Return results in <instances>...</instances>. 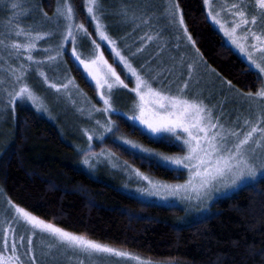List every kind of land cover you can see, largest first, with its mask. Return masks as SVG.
<instances>
[{
	"label": "snow or ice",
	"instance_id": "6c2138e0",
	"mask_svg": "<svg viewBox=\"0 0 264 264\" xmlns=\"http://www.w3.org/2000/svg\"><path fill=\"white\" fill-rule=\"evenodd\" d=\"M25 3L29 5L28 8L23 7ZM204 4L209 6L208 15L221 26L224 35L258 70V78H264V0H233L232 4H227L226 7L229 12L233 13L230 27H227L225 22L220 19L221 8H217L213 12L210 0H204ZM250 6L251 11H249ZM86 7L87 11L92 14L91 19L95 21L96 32L112 46L115 57L123 62L125 74L130 72L129 79L135 81L134 86L130 89L131 93L134 94L130 110L123 113L128 117L130 126L133 130L143 129L147 133L153 134L158 140H167L169 143L178 141L185 151L183 154L166 155L154 149L146 148L144 145L122 135L115 137V139L121 141L122 146H127L126 150L134 152L139 150L138 154L150 164L155 163L161 167L182 165L183 168L187 169L188 177L182 182L174 183L155 180L141 172L135 165H129L127 161H123L122 164L119 163V158L110 149H101L99 152L93 150L92 142L95 137H103L105 133L111 134L115 131L116 122L107 114L123 111L114 107L113 91L117 86L128 88L125 80L121 78L113 64L108 63L104 54L99 51V45L95 41L92 42L95 46V54L91 59H81L76 47L71 49L72 56L79 64L83 65L87 75L95 81L96 92L103 102L102 107L92 105L89 116L93 113H103L106 116L105 120L97 119L94 121V124L100 129L99 131L84 129L87 143L83 146H77L83 152L81 160L84 165L94 168L97 162L106 158L113 167H123L128 175L138 177L141 184L146 182L147 187L138 189L141 193L158 197H177L187 201L210 200L213 192L235 188L244 183L246 178L255 179L258 174L264 177V79L255 92L249 91L247 93L236 88L231 80H221V90L227 85L229 89L235 92L240 103L248 101V108L255 109L256 112L255 119H252L251 113L244 119H241L238 114L231 123H225L227 117L224 116L223 111L217 110V104L207 103L211 94L206 97L203 94V89L193 92L189 88L194 73L197 72L201 63L205 64L209 73H215L216 70L206 64L203 54L195 47L196 42L184 25V18L180 14L178 3L168 5L167 15L169 22L177 25V41L181 39L180 29L182 28L186 41L192 45V52L190 55L180 52L178 58L172 55L171 65L165 66L168 75L176 73V78L183 81L176 85L174 91L172 88L174 81L172 80H169L167 86L164 85L163 80L157 84V80L164 74L165 68H161L151 78L142 75L141 71L133 67L128 57L121 53L116 46L117 40L108 38L104 31L105 25L101 20L102 13L99 11L103 5L99 3V0H86ZM7 8L11 13L8 17L10 27L6 26V35L9 38H0V46L8 50L9 58H15L20 63L19 66L9 64L6 61L0 64V68L5 69L8 77L11 78L9 85L8 80L0 75V103L3 104L5 113L9 108L14 113L15 104L18 102L17 98L21 101L27 98L39 109L43 106L40 98L25 82L27 72L30 70V63H25L21 57H27L29 62L35 64L44 61L58 62L65 50L66 41L75 45L77 33L88 36L90 33H87L84 24L74 21L70 0H61L56 6L53 17H47V13H44V16L52 20L55 25L48 31H33V25L23 24V15L31 11L30 0H13L7 4ZM121 14L129 16L127 5L122 7ZM139 15L143 17L144 22L148 21L149 17L143 12ZM131 18H137L135 11L131 14ZM61 23H63V28L59 33V44H47L45 50L51 55L37 59L32 54L33 49L38 47L37 41L42 37H52L56 34ZM258 24L261 25L259 31L256 30ZM244 28L247 30L241 32V29ZM13 35L15 38H12ZM249 36H251L250 45L248 43ZM154 39L162 40L163 37L159 32L148 35L141 44V49ZM175 48L178 50L179 44ZM139 51L140 49H137V52ZM157 51L159 52L160 48ZM37 71L44 77L45 82L57 91L66 90L71 83V78L65 79L63 84L52 83L42 69L37 68ZM195 82L198 83L199 80L197 79ZM218 103L222 108L223 102ZM237 124L240 126L237 127ZM242 129L246 130L242 131ZM257 133L258 135H254ZM113 160L117 162L113 163ZM12 204L13 202L9 198L8 205ZM14 207L13 219L17 223L26 222L25 226L29 228L26 250L23 253L19 251L25 248L24 233L20 234L21 242L18 245L14 231L12 239H9V228L14 229L15 225L12 221H5L8 226L3 228V238L0 240V264H46L45 261H38L35 255L33 238L37 232L49 237L50 242L46 245L44 255L53 261H55V257L52 255L53 251L63 246L65 253L71 251L76 254L75 264H86L94 257L104 254L131 258L138 264H164V262L153 261L150 258L145 260L141 255L88 238L85 234L67 230L42 219L18 204ZM201 207L204 208L207 205L201 204Z\"/></svg>",
	"mask_w": 264,
	"mask_h": 264
},
{
	"label": "trees",
	"instance_id": "16d2710c",
	"mask_svg": "<svg viewBox=\"0 0 264 264\" xmlns=\"http://www.w3.org/2000/svg\"><path fill=\"white\" fill-rule=\"evenodd\" d=\"M58 0H37L52 14ZM83 17L82 0H70ZM187 31L204 61L245 91L256 89L257 74L224 42L209 21L203 0H176ZM76 81L88 84L68 59ZM11 114V113H10ZM6 122L0 144V188L14 204L60 227L158 261L179 264H264V177L216 200L205 217L183 222L180 208L144 202L77 165V153L55 123L26 106ZM146 145L177 152L131 126L123 128ZM121 158L157 178L177 179L166 167L148 163L114 143Z\"/></svg>",
	"mask_w": 264,
	"mask_h": 264
},
{
	"label": "rangeland",
	"instance_id": "374dc122",
	"mask_svg": "<svg viewBox=\"0 0 264 264\" xmlns=\"http://www.w3.org/2000/svg\"><path fill=\"white\" fill-rule=\"evenodd\" d=\"M11 2H13V0H0V38L4 39L9 38L6 35V26L10 27L8 17L11 15V13L7 8V4ZM59 2H61V0H58L55 5L57 6ZM70 3L72 5L71 1ZM99 3L103 5L99 11L102 13L101 20L105 25L104 31L106 32L108 38L117 40L116 46L120 49L124 56L128 57V60L132 63L133 67H136L138 71H141L142 75H145L148 78L155 76L161 70V68L171 65L172 55H175L178 58L180 52H183L186 55L191 54L192 45L186 41L183 29H180L181 39L177 41V25L170 23L167 15L168 5L176 3V0H99ZM232 3L233 0H210V4L212 6L211 10L213 12H215L217 8L222 9L220 19L225 22L227 27L231 26V16L233 13L229 12L226 5ZM30 4L31 11L23 15L22 18L24 25H33V31H48L50 28L55 26L52 20H49L44 16L42 9L38 6L37 0H30ZM125 5L128 6L129 16H124L121 14V9ZM23 7L28 8L29 5L25 3L23 4ZM204 8L209 21L222 36L224 42L245 62L249 69L253 70L257 76H259L258 70L251 65V62L247 60L246 56L231 43L228 37L224 35L221 26L213 21L211 16L208 15L209 6L204 4ZM82 9L84 16L80 18L76 15L75 9L73 7L74 21L76 23L84 24L85 28L87 29V33H90V36L77 33V43L75 45H73L70 41H66L65 50L62 52L58 62L44 61L40 64H35L29 62L27 57H21L25 63H30V70L27 72L25 82L29 84L35 94L40 98V102H42L43 106L38 109L27 98L22 101L17 98L18 102L15 104V110L18 106L24 105L29 109L36 111L40 115L46 116L50 121L55 123L63 139L71 143L74 151L77 153V165L87 171L91 176L98 177L109 183H112L121 191L135 196L144 202H152L160 205L180 208L181 213L179 218L183 222L199 220L205 217L210 212L212 205L216 200L232 194L241 187L253 184L259 178H261V175L258 174L255 179L246 178L244 183L237 185L235 188H228L222 191L213 192L212 199L210 200L203 199L200 201H187L177 197H158L156 195L141 193L138 189L140 187H147V183L144 182L141 184L138 177L135 175H128V173L124 171L123 167H113L106 158L102 159L100 162H97L94 168H89L87 165H84L81 160L83 152L79 147H77L83 146L87 143V137L84 134V129L99 131L100 129L94 124V121L97 119L105 120L106 116L103 113H93L91 116H89L91 106L95 105L96 107H102L103 102L96 92L95 81L87 75L83 65L79 64L78 61L72 56L71 49L75 46L77 53L81 55V59H91V57L95 54V46L92 43L93 41L99 45V51L104 54V57L108 63L113 64V67L116 68V70L120 73L121 78L124 79L125 83L128 85V88L117 86V88L113 91L112 99L114 107L123 111L120 113L111 112L107 114L110 115L111 119L116 122L115 131L111 134L105 133L103 137H95L92 142L93 150L99 152L101 149H110L113 153H115L109 147L112 143L126 149L127 146H122V142L118 139H115V137L121 135L144 145L146 148L154 149L155 151L162 152L166 155L183 154L185 149L180 146V142L177 141L173 143L179 147L177 152L158 150L146 145L137 138L131 136L127 131L123 130V128H126V126H130L128 117L123 113L130 110L131 101L134 98V94L131 93L130 89L134 86L135 81L134 79H129L131 76L130 72L127 73V75L125 74L123 62L119 61V59L115 57L112 51V46L107 43L106 39L100 37L96 32L95 21L91 19L92 14L87 11L86 0H82ZM133 11L136 13V19L131 18ZM249 11H251V6L249 7ZM54 12L52 14H48L47 17H53ZM141 12L149 17L147 22H144L143 17L139 15ZM260 26V24L257 25V31L260 30ZM62 28L63 23L59 25L56 34H54L52 37H42L37 41L38 47L33 49L32 52V54L36 56L37 59L42 56L51 55L50 52L45 50L46 45L49 43L59 44V33ZM246 30V28L241 29V32ZM157 32L161 34L163 39L151 40L141 49L140 46L144 42V39H147L148 35H154ZM12 38H15V36L13 35ZM21 39L23 38L21 37ZM248 43L249 45L251 44V36L248 37ZM177 44H179L178 50L175 48ZM161 45H164V47H161ZM158 48H160L159 52L157 51ZM137 49H140V51L137 52ZM68 59L76 66L85 82L88 84L90 91H86V88L84 89V87L82 88V86L78 84L70 71ZM5 61L9 64H15L17 66H19L20 63V61L15 58H9L8 50L3 46H0V64L5 63ZM37 68L42 69L48 79L52 81V83L63 84L67 78H71V83L66 90L57 91L55 88H52L48 83L45 82L44 77L40 75V73L37 71ZM0 75L4 76L6 80H8L9 85L11 84V78L8 77L5 69L0 68ZM185 75H187L186 72ZM197 79L199 80L198 83L195 82ZM222 79L225 78H223L217 72L209 73L205 67V64L201 63L197 72L194 73L193 81L190 82L189 88L193 92H198L199 90L203 89V94L206 97L211 94V98L207 101V103L217 104V110L223 111L224 116L227 117V119L224 121L225 123H231V121L237 117L238 114L241 119H244L249 116V113H251L252 119H255V109L248 108V101L240 103L235 92L229 89L227 85H225L223 90H221ZM262 79L264 78H259V83L257 84L256 89L252 90V92H255L261 86ZM160 80H163L165 86H167L169 80L174 81L172 84L173 91L175 90L177 84L183 82L182 79L176 78V73L168 75L166 68L164 74L157 80V84H159ZM235 87L238 88L237 86ZM242 91L245 93L249 92L245 90ZM105 92L107 94V89ZM218 102H223L222 108L219 106ZM258 106L259 105L257 102V107ZM45 109H47V111H45ZM9 114L11 115V119H13V116H15V111L13 113L11 108H9L7 113H5L3 111V104L0 103V144L3 142L5 139L4 136L7 134L5 131L7 130L6 122L8 117H10ZM236 126L239 127L240 125L237 124ZM140 130L150 138L157 139L153 134L147 133L143 129ZM244 130L246 129H242V131ZM254 135H258V133ZM138 151L139 150L131 152L140 156ZM115 154L116 157L119 158V163L122 164L123 161H127L129 165H134L130 160H125L117 153ZM116 162V160H113V163ZM135 167L138 168L137 166ZM166 168L173 170L177 174L178 178L165 180L155 177L148 171H144L140 168L139 169L141 172L149 175L152 179L169 183L182 182L188 177L187 169L183 168L182 165H170ZM178 169L182 170L178 171ZM8 199L9 198L5 195V193L0 190V240L3 238V228L8 226L5 221H12V223L15 225V228H9V239H12V234L14 231L17 237V243L19 245L21 242L19 236L21 233H24L23 243L25 244V248L19 250L21 253H23L26 250L27 233L29 228L25 226L26 222L17 223L13 219L15 213L14 205L16 204L13 203L12 205H8ZM201 204H205L207 207L202 208ZM49 242L50 239L47 235H42L37 232V235L34 236L33 245L38 261H45L46 264H70L71 261V264H75L74 258L76 254L71 251L65 253L63 246L53 251L52 255L55 257V261L49 257H46L44 252L46 245ZM132 253L138 254L134 252ZM141 256L145 260L149 259L144 255ZM161 262H164V264H172V262H174V264H179L174 260ZM86 264H138V262L127 257H115L110 254H104L100 255L99 257H94L90 262H86Z\"/></svg>",
	"mask_w": 264,
	"mask_h": 264
}]
</instances>
